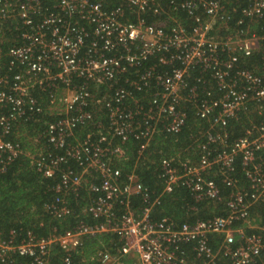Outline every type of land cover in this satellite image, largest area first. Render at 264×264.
Here are the masks:
<instances>
[{"label": "built area", "instance_id": "obj_1", "mask_svg": "<svg viewBox=\"0 0 264 264\" xmlns=\"http://www.w3.org/2000/svg\"><path fill=\"white\" fill-rule=\"evenodd\" d=\"M186 107L207 126L189 159L159 158L162 184L150 193L136 162L148 160L155 136L182 129ZM252 112L260 119L228 140L227 122ZM42 119L35 134L23 123ZM20 154L51 180L46 215L71 225L0 231V263L75 264L78 255L80 264H256L264 252V212H254L264 202V0H0V169ZM175 187L217 213L152 218Z\"/></svg>", "mask_w": 264, "mask_h": 264}, {"label": "trees", "instance_id": "obj_2", "mask_svg": "<svg viewBox=\"0 0 264 264\" xmlns=\"http://www.w3.org/2000/svg\"><path fill=\"white\" fill-rule=\"evenodd\" d=\"M117 2L118 0H114V3ZM180 15V23L186 24L182 17L184 14L180 13ZM184 26L187 27V25ZM250 61V59L247 60L248 66ZM186 113L185 124L178 133L174 135L158 134L155 136L149 142L145 151L148 160L136 162L135 171L150 193L159 191L162 184V179L157 177L156 162L159 158L167 156L174 159L176 157L182 160L189 159L191 151L188 149V145L207 126L206 122L194 116L189 107H186ZM259 119L260 117L255 112L247 115L239 113L237 118L229 120L226 124L228 140L242 134L249 120L257 122ZM43 122L44 119L23 123L30 134H35L36 131L42 128ZM87 130L94 131L93 128H87ZM135 147L136 142L134 140L127 141L125 144L126 159L119 164L123 171H128L132 166ZM235 176L239 180L241 179L240 165L237 160L235 162ZM215 180L219 184L221 194L225 195L226 190L219 182V179L215 177ZM50 184L51 180L42 177L34 170L29 158L23 154L18 155L3 169H0V231L5 234L10 228H15L19 232L30 228L34 233L45 234L52 225L59 229L71 225L70 220L57 223L56 220L50 219L44 212L42 205L45 201L50 200L52 196V192L49 189ZM139 205V198H132L131 207L137 210ZM218 208V205L213 210H211V207H204L202 203L194 202L188 192L182 187H175L170 194L162 196L159 203L151 208L150 216L152 218L168 216L175 221L186 220L191 222L205 218L209 216L208 214L217 213ZM254 212L262 214L264 212V202H258ZM84 221L92 223L91 218L88 217H85ZM74 262L75 264H80L78 255H74ZM256 264H264V252L261 254V260L257 261Z\"/></svg>", "mask_w": 264, "mask_h": 264}, {"label": "rangeland", "instance_id": "obj_3", "mask_svg": "<svg viewBox=\"0 0 264 264\" xmlns=\"http://www.w3.org/2000/svg\"><path fill=\"white\" fill-rule=\"evenodd\" d=\"M95 246V245H94ZM94 264H96L95 262H94Z\"/></svg>", "mask_w": 264, "mask_h": 264}]
</instances>
